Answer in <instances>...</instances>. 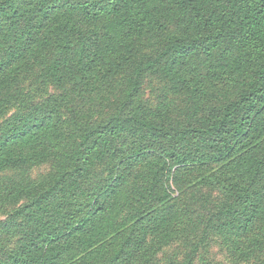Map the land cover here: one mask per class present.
I'll list each match as a JSON object with an SVG mask.
<instances>
[{
    "label": "trees",
    "instance_id": "obj_1",
    "mask_svg": "<svg viewBox=\"0 0 264 264\" xmlns=\"http://www.w3.org/2000/svg\"><path fill=\"white\" fill-rule=\"evenodd\" d=\"M0 173V264L264 256V0H0Z\"/></svg>",
    "mask_w": 264,
    "mask_h": 264
},
{
    "label": "rangeland",
    "instance_id": "obj_2",
    "mask_svg": "<svg viewBox=\"0 0 264 264\" xmlns=\"http://www.w3.org/2000/svg\"><path fill=\"white\" fill-rule=\"evenodd\" d=\"M35 87L34 84H28V86H20V90L25 92L31 91ZM161 86L152 80H144L142 89H141V97L142 101H151L156 95L159 93L158 90ZM48 94H58L59 91L54 87H48L46 89ZM76 104V100L74 102H70L67 106L64 107V113L67 116V112L69 108L74 109ZM85 108V109H84ZM83 111H89L91 114L95 113V110L89 109L86 106L82 108ZM97 114L93 115L96 116ZM50 172V165L43 164L32 168L27 177L35 179L39 176L46 175ZM9 175H15V172H9ZM3 173H0V177ZM212 197H215L214 192L211 193ZM12 207L9 206L6 209H0V220L5 218V215L9 212ZM184 256V248L180 244H171L169 246H165L161 249V251L157 252L151 258H146L148 260V264H167L169 260H172L175 263L181 264ZM263 255L258 257L251 258L246 261H242L236 257L230 246L226 245L217 237H209L203 247H201L198 251V254L193 262V264H259V262L263 259Z\"/></svg>",
    "mask_w": 264,
    "mask_h": 264
}]
</instances>
